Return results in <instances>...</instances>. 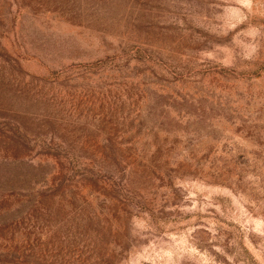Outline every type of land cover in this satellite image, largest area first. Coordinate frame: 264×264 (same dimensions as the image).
<instances>
[{"label": "rangeland", "instance_id": "1", "mask_svg": "<svg viewBox=\"0 0 264 264\" xmlns=\"http://www.w3.org/2000/svg\"><path fill=\"white\" fill-rule=\"evenodd\" d=\"M0 264H264V0H0Z\"/></svg>", "mask_w": 264, "mask_h": 264}]
</instances>
